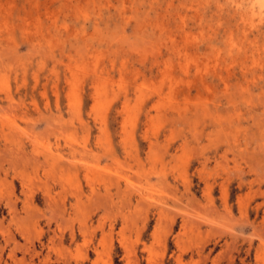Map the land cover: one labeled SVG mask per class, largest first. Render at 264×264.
<instances>
[{"label": "rangeland", "instance_id": "obj_1", "mask_svg": "<svg viewBox=\"0 0 264 264\" xmlns=\"http://www.w3.org/2000/svg\"><path fill=\"white\" fill-rule=\"evenodd\" d=\"M0 264H264V0H0Z\"/></svg>", "mask_w": 264, "mask_h": 264}, {"label": "bare ground", "instance_id": "obj_2", "mask_svg": "<svg viewBox=\"0 0 264 264\" xmlns=\"http://www.w3.org/2000/svg\"><path fill=\"white\" fill-rule=\"evenodd\" d=\"M239 11V10H238Z\"/></svg>", "mask_w": 264, "mask_h": 264}]
</instances>
